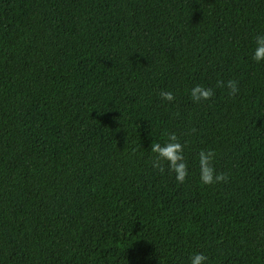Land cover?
Returning <instances> with one entry per match:
<instances>
[{
	"label": "trees",
	"instance_id": "1",
	"mask_svg": "<svg viewBox=\"0 0 264 264\" xmlns=\"http://www.w3.org/2000/svg\"><path fill=\"white\" fill-rule=\"evenodd\" d=\"M259 34L264 0H0V264H264ZM168 132L184 183L153 165Z\"/></svg>",
	"mask_w": 264,
	"mask_h": 264
},
{
	"label": "clouds",
	"instance_id": "2",
	"mask_svg": "<svg viewBox=\"0 0 264 264\" xmlns=\"http://www.w3.org/2000/svg\"><path fill=\"white\" fill-rule=\"evenodd\" d=\"M251 59L256 63L264 62V34L255 36ZM217 83L226 84L230 95L239 91L236 80L218 81ZM212 95L213 89L201 84H195L189 89L190 98L196 102L208 100ZM160 96L166 101L174 99V94L170 90L161 91ZM150 152L154 154V167H159L163 171V165L166 162L168 171L174 174L177 182L184 183L191 175V162L186 157L185 144L180 142L175 132H168L162 140L151 142ZM214 157L215 153L212 149H201L196 154L199 182L203 185L226 181L228 178L226 173L216 170L213 164ZM207 261V255L200 251L192 252L188 257V264H207Z\"/></svg>",
	"mask_w": 264,
	"mask_h": 264
}]
</instances>
